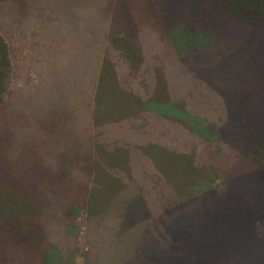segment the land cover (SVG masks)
<instances>
[{
	"label": "trees",
	"instance_id": "trees-1",
	"mask_svg": "<svg viewBox=\"0 0 264 264\" xmlns=\"http://www.w3.org/2000/svg\"><path fill=\"white\" fill-rule=\"evenodd\" d=\"M76 256L264 264V0H0V264Z\"/></svg>",
	"mask_w": 264,
	"mask_h": 264
},
{
	"label": "rangeland",
	"instance_id": "rangeland-1",
	"mask_svg": "<svg viewBox=\"0 0 264 264\" xmlns=\"http://www.w3.org/2000/svg\"><path fill=\"white\" fill-rule=\"evenodd\" d=\"M145 42V44L144 43H142L143 44V50L144 51H146V50H149V48H148V45L149 46H151L150 45V42H149V39H145L144 40ZM23 42V43H22ZM13 43H14V45L17 47V49L19 48V47H22V48H24V45H25V43H24V34L22 33V32H17L16 33V35H15V38H14V41H13ZM37 54H38V57L40 56V53H38L37 52ZM47 58H40L39 59V63H38V65H41V67L43 68V69H45V67H44V65L45 64H47ZM9 88L10 87H13L14 85H17V86H19V85H21V82L20 81H16L15 79H13V80H10L9 81ZM166 97H167V94L165 93V91H164V89H163V87H161V88H159L158 89V87H157V92H155V94H154V99H156V101L155 100H153V102H162V101H157V100H165L166 99ZM163 103V102H162ZM156 157V159H160V160H172L175 164L177 163V160H176V158L171 154V153H167V152H164V151H162V150H158V153H157V155L155 156ZM117 161H120L119 162V164H120V166H122V164L125 166V161L123 160V159H116V160H114V161H112V162H114V163H117ZM111 161H108V160H105V167H111V166H113V163H112ZM160 163V162H159ZM105 172H106V181H105V186H104V194H103V196H107V195H109L111 192H110V190L109 189H112V188H114V187H116L117 189H118V191H120L119 190V184H118V180H117V178L116 179H112V180H110V179H107V178H109L110 177V173H109V168H106L105 169ZM109 183H112L111 185L112 186H110L109 185ZM118 191H116V193L118 192ZM120 193V192H119ZM118 197H117V202H119L120 201V198L121 197H123L122 196V194L120 193V194H118L117 195ZM109 198V197H108ZM108 198L107 199H105L104 198V202H103V204L105 205V203L108 201ZM103 207V206H102ZM102 210L104 211V212H106V209L105 208H102ZM88 218H98V221L100 222V227L102 228V229H105V227H103V226H106L107 225V221H106V217L104 216V215H102L101 214V212L99 211V215H97L96 213H95V211H94V213H92ZM110 226H111V221H110ZM141 230V229H140ZM140 230H138V232L136 233V234H139L140 233ZM83 231H84V227L83 228H79V237L81 238L82 236H83ZM88 236L89 237H91V235L92 234H94V233H96V231H94V228H93V226H92V224H90V227L88 228ZM98 231H102V230H98ZM97 231V232H98ZM102 232H104V231H102ZM105 233V232H104ZM79 237L77 238V240H79ZM81 240H82V238H81ZM102 240H103V242H102V246H105L106 245V236H103V238H102ZM78 243L79 244H81L79 241H78ZM82 245V244H81ZM129 253H131V250H129ZM128 253V254H129ZM116 254V251H114L113 253H112V256H114ZM126 255V258H128V255L127 254H125ZM118 259V258H117ZM119 259H120V257H119ZM71 264H82V257L81 256H76L75 257V259H74V261L71 263ZM101 264V263H100Z\"/></svg>",
	"mask_w": 264,
	"mask_h": 264
}]
</instances>
